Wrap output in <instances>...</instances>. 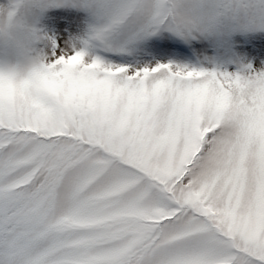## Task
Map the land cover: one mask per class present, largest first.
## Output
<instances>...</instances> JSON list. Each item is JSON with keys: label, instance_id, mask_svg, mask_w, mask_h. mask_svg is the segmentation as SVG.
I'll return each mask as SVG.
<instances>
[{"label": "snow or ice", "instance_id": "snow-or-ice-1", "mask_svg": "<svg viewBox=\"0 0 264 264\" xmlns=\"http://www.w3.org/2000/svg\"><path fill=\"white\" fill-rule=\"evenodd\" d=\"M0 264H264V0H0Z\"/></svg>", "mask_w": 264, "mask_h": 264}]
</instances>
